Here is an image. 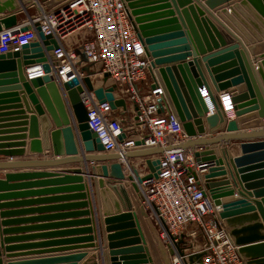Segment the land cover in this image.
I'll use <instances>...</instances> for the list:
<instances>
[{"label":"water","instance_id":"1","mask_svg":"<svg viewBox=\"0 0 264 264\" xmlns=\"http://www.w3.org/2000/svg\"><path fill=\"white\" fill-rule=\"evenodd\" d=\"M42 1L51 8L64 0ZM124 1L127 4L129 18L146 46L147 55L153 59L152 76L158 80L164 91L163 98L159 100L158 112H164L165 104L172 116L183 124L189 141L181 145V148L192 150L196 163L199 166H205L204 169L207 172L202 176L206 188L204 195L209 196L214 205L219 208V217L227 228L231 240L239 248L242 259L246 264H264V195H259L264 191L253 193L254 189L264 186V180L254 182L253 177L264 174V171L256 175L251 174L252 170L264 169V140L255 141L264 138V130L260 129L256 133H236L239 130L264 127V100L246 53L241 49L240 43L233 39L228 28L217 20L218 26H216L208 17H205L206 13L199 5L191 6L182 13L186 28L189 30L187 32L176 18L158 20V17L144 16L152 11L143 9V6L148 3L146 1ZM233 1L235 0H205L204 5L214 11ZM184 2L192 4L189 0ZM239 2L264 29V0H240ZM23 6L22 0H0V16H3L0 17V32L18 25V16L24 12ZM230 10L232 12V9ZM217 17L223 19V22L231 29L232 25L237 26L250 39L249 33H246L239 26L240 24L232 19L228 11L217 13ZM34 27L38 33V39L34 38V41L23 44L19 51L0 54V100L3 103L19 102L21 98L19 100L18 92L21 90L25 104H27V97L29 98L37 112V116L31 117V130L36 133L31 147L35 152L41 153L43 150L37 136L39 124L43 131L44 150L51 149L49 131L52 128V121L57 127V130L51 134L55 156L64 154L78 156V146L84 153H106L105 145L99 135L91 130L88 123V112L81 98L84 93L83 85L78 78L64 83V90L67 92L73 112L71 116L48 64L49 58L56 59L57 42L51 35L44 34L40 22H36ZM30 28V26L23 27L21 32H26ZM257 29L264 37V31L259 27ZM192 44L197 48V52H192ZM250 51L253 50L250 49ZM191 57L193 59L188 61ZM83 59L86 60L85 57ZM42 63L45 76L29 81L27 69ZM257 72L264 85V58L257 63ZM105 77L107 78V75ZM83 83L89 91L94 92L101 104L109 103L113 110L120 107L127 110V102L116 98L114 87L95 88L89 77H86ZM204 86L208 89L216 110L210 115L207 102L201 93ZM223 91H228L232 95L236 121L225 117V112L216 95ZM258 118L259 120L255 123H249ZM125 138V134L119 136L121 142ZM234 142H240L241 155L236 157L231 156ZM223 144H230V147L220 149L219 145ZM134 146L140 149L129 150L124 154L73 157L70 162L84 163L85 171L74 170L64 177L66 181L81 184L76 188L84 192L81 195L83 200H92L91 190L98 184L103 200L102 213L105 217L103 223L106 232L110 233L107 237L110 264H172L171 257L175 255V251L170 244H165L161 239L139 196L140 184L159 178L161 161L157 157L171 148H143L144 140L135 141ZM15 155H22V153L0 151V156ZM223 155L229 159L227 162L231 170V180L227 177ZM135 158L145 160L148 169L146 175L140 176L133 166H131L133 174L125 173L121 161ZM112 161L114 163H110ZM88 163L99 165L88 168L86 166ZM12 167V164H0V169ZM72 174L74 177L71 176ZM84 176L87 177V186L84 184ZM12 178L11 175H6L5 181L0 180V189L5 188L6 182L11 181ZM105 179L113 180L115 184L107 183ZM129 182L131 185L128 184ZM231 182L239 188L238 195L232 188ZM130 193L140 207L135 212ZM114 196H117L115 197L117 199ZM246 197L256 199L247 201ZM109 200L115 207V214L107 205ZM119 200L125 211L121 210ZM83 206L89 208V202L86 201ZM90 213L86 211L85 215L89 216ZM139 217L144 219L145 225L144 221L142 225ZM87 222L91 224L92 221ZM145 227H148L150 231L149 236L146 234L148 241L143 233ZM86 233L92 234L93 229H88ZM123 238L132 239L116 242ZM94 240V237H88L85 241L90 245L82 249L90 248L100 251L98 256L93 257L100 260L96 264H108L107 256L103 253V249L98 247L99 245L97 249H92L96 248ZM123 246L135 247L119 249ZM176 248L179 254L184 256L178 244ZM203 256V253L192 255L190 263L201 264ZM84 257L85 253L66 255L57 261L68 264Z\"/></svg>","mask_w":264,"mask_h":264},{"label":"built area","instance_id":"2","mask_svg":"<svg viewBox=\"0 0 264 264\" xmlns=\"http://www.w3.org/2000/svg\"><path fill=\"white\" fill-rule=\"evenodd\" d=\"M23 7L22 14L27 12L28 19L0 32V54L19 51L23 44L38 39L34 24L40 22L44 34L51 35L58 45L56 59L49 58L48 64L71 116L73 112L64 83L78 78L84 87L81 98L88 112V123L107 152L124 154L136 148L137 140L145 141L143 148H171L157 157L161 161L159 178L140 184L139 196L161 239L175 251L172 264H191L190 257L200 253L204 254L201 264H246L219 217V208L204 195L205 166L196 163L194 152L181 148L189 141L183 124L172 116L165 104L164 112H158L164 91L152 76L153 59L147 55L146 46L129 18L126 2L64 0L49 8L45 1L29 0ZM30 9L35 13L30 15ZM26 26L31 28L21 32ZM43 65L30 66L27 79L45 76ZM86 77L95 88L114 87L116 98L127 102V110L123 107L113 110L109 103L101 104L94 92L84 85ZM201 93L209 115L216 112L205 86ZM216 95L225 117L232 120L234 110L227 109L226 105L230 100L234 107L232 95L228 91ZM122 134L126 138L121 142ZM128 165L125 164L129 170L131 165L130 168ZM191 227L197 230L185 234ZM197 233L203 243L189 247L185 238L196 242ZM176 244L184 256L179 254Z\"/></svg>","mask_w":264,"mask_h":264},{"label":"crops","instance_id":"3","mask_svg":"<svg viewBox=\"0 0 264 264\" xmlns=\"http://www.w3.org/2000/svg\"><path fill=\"white\" fill-rule=\"evenodd\" d=\"M28 1L29 0L25 2ZM139 1L148 2L143 6V9L152 10L147 12L144 16L158 17V20L176 18L182 23L187 32L189 30L186 28L182 13L184 10L196 5H199L205 11V17H208L216 26H218L217 21L223 26L225 25L224 27L228 28L227 30L231 32V35L234 37L233 39H236L235 41L240 43L241 49L246 53L247 60L253 69L256 83L262 99L264 100V85L261 76L257 72V63L264 58V37L257 27L262 31H264V29L258 23L257 19L241 5V2H239L240 0L225 4L214 11L209 10L204 5L205 0H189L192 4H188L184 2V0ZM230 9H232V12ZM224 11H228L232 19L239 23L240 25H238L246 31V33H249L250 39L243 34L240 28L232 25V30L223 22V19L221 20L217 17V13ZM28 13L32 15L35 11L30 9ZM18 18L19 23L28 19L27 12L18 16ZM250 49L253 51L251 52ZM192 52H197V48L194 44H192ZM192 59L191 57L188 61ZM18 93L19 100L21 98L19 102L3 103L0 100V151H20L22 153V155H15L13 157L0 156V164L13 165L12 168L0 169V180L5 181L6 175H11L13 177L11 181L6 182L5 188L0 189V264H62L57 261L59 258L66 255H78L80 253H85V257L68 264H96L99 263L100 260L93 257L95 255L98 256L100 251L91 250L90 248L82 249L90 245V243H86L87 241H85L90 236L95 238L93 243L96 248L92 249H97L98 247L103 249V253L107 256L108 264H110V250L107 246L109 244L107 237L110 233L106 232L103 223L105 219L102 213L103 200L98 184L91 190L93 193L92 200H83L81 195L84 192L76 188L81 184L66 181L64 176L78 169L85 171L84 163L70 162V159L73 157H82V155H111L118 152L84 153L78 146V156H68L66 154L63 156H55L52 148L51 134L57 130V127L52 121V128L49 131L51 149L44 150L42 142L43 131L39 124L37 136L43 150L41 153L35 152L31 147L36 136V133L31 130V117L37 116V112L28 97L27 104L24 103L22 100V90ZM232 120L236 121L237 118L234 117ZM257 120H259V118L249 123H255ZM205 129L207 130L206 122ZM260 129L264 130V127L239 130L236 133H256ZM258 140H264V138L256 139L255 141ZM239 144L240 142L232 143L234 148L231 150V156L236 157L241 155ZM229 145L230 144H223L219 145V147L221 149L222 147H230ZM9 146L11 147L9 148ZM139 149L140 148H133L132 151ZM189 151L191 152L192 150ZM223 158L227 177L231 180V170L227 162L229 159L224 155ZM144 162L145 160L143 158L126 160L127 164L138 170L140 176H144L148 173V169L144 165ZM110 163L114 162L112 161ZM98 165L99 164L96 163H88L86 166L91 168L92 166L95 167ZM122 165L126 174H133L131 171L132 169L128 170L125 164L122 163ZM263 171L264 169L252 170L251 174L256 175ZM71 176L74 177L73 174ZM84 177V184L87 186V177ZM253 178L254 182L263 181L264 174L256 175ZM105 181L115 184V182L110 179H105ZM128 184L131 185L130 182ZM231 186L238 195L239 188L233 182H231ZM260 191H264V186L254 189L253 193H260ZM87 193H89L88 190ZM259 195H264V193ZM130 196L134 203L133 211L135 212V210L137 211L140 207L137 205V200L134 199L131 193ZM115 197L117 196H114V198ZM246 198L247 201L256 199ZM258 200L260 201V198H258ZM86 201L89 202V208L83 206ZM107 205H109L112 213L115 214V207L112 201L109 200ZM120 207L122 211H125L121 202ZM86 211L91 212L89 216L85 215ZM139 219L141 223L144 221L141 217H139ZM87 221L92 222L91 224H87ZM88 229H93V233H86ZM149 232L148 227H145L143 233L146 241H148L147 235L149 236ZM128 239L132 238L118 239L116 242H123ZM135 246H123L119 249ZM42 260L46 262L43 263Z\"/></svg>","mask_w":264,"mask_h":264},{"label":"rangeland","instance_id":"4","mask_svg":"<svg viewBox=\"0 0 264 264\" xmlns=\"http://www.w3.org/2000/svg\"><path fill=\"white\" fill-rule=\"evenodd\" d=\"M129 121H130V120H128L126 123L128 124ZM193 230H197V229L194 228V227L188 228V229L185 231V234H189V233H191ZM198 234H199V233H197V236H198ZM195 240H196V242H195L194 240H192L191 238L187 237V238H185V241H184V242H185L189 247H191L193 244H194L195 246H199V245H201V244L203 243V238H202V236H200V235H199L198 237H196Z\"/></svg>","mask_w":264,"mask_h":264},{"label":"bare ground","instance_id":"5","mask_svg":"<svg viewBox=\"0 0 264 264\" xmlns=\"http://www.w3.org/2000/svg\"><path fill=\"white\" fill-rule=\"evenodd\" d=\"M25 1H27V0H22V2L24 3ZM27 2H25L24 4H26ZM208 99V98H207ZM222 105V104H221ZM226 105H227V109H232L233 108V110H234V107H232L231 106V101L230 100H227L226 101ZM234 115H235V110H234ZM235 117V116H234ZM125 164H127L126 162H125ZM128 165V164H127ZM129 168H130V166H128Z\"/></svg>","mask_w":264,"mask_h":264}]
</instances>
